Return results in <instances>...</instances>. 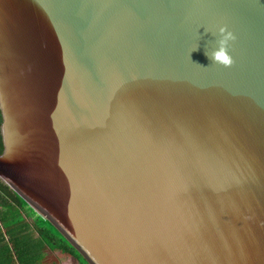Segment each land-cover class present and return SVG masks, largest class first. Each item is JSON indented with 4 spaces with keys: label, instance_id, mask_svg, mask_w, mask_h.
<instances>
[{
    "label": "water",
    "instance_id": "95a60500",
    "mask_svg": "<svg viewBox=\"0 0 264 264\" xmlns=\"http://www.w3.org/2000/svg\"><path fill=\"white\" fill-rule=\"evenodd\" d=\"M0 113V180L87 264H264V0H0Z\"/></svg>",
    "mask_w": 264,
    "mask_h": 264
},
{
    "label": "trees",
    "instance_id": "16d2710c",
    "mask_svg": "<svg viewBox=\"0 0 264 264\" xmlns=\"http://www.w3.org/2000/svg\"><path fill=\"white\" fill-rule=\"evenodd\" d=\"M57 252L75 264H87L52 224L0 180V264H57L47 260Z\"/></svg>",
    "mask_w": 264,
    "mask_h": 264
},
{
    "label": "snow or ice",
    "instance_id": "6c2138e0",
    "mask_svg": "<svg viewBox=\"0 0 264 264\" xmlns=\"http://www.w3.org/2000/svg\"><path fill=\"white\" fill-rule=\"evenodd\" d=\"M181 171L189 176L191 178L192 182H195L200 186L201 189L204 191L212 192V184H213V179L210 175L204 176L200 173L198 168L194 165L192 159L190 157H186L182 162H181ZM178 198H183L182 192L178 195Z\"/></svg>",
    "mask_w": 264,
    "mask_h": 264
},
{
    "label": "clouds",
    "instance_id": "9594fccd",
    "mask_svg": "<svg viewBox=\"0 0 264 264\" xmlns=\"http://www.w3.org/2000/svg\"><path fill=\"white\" fill-rule=\"evenodd\" d=\"M221 33H224V29H220ZM231 34L223 35L221 39H219V46L217 50L212 52L211 61L221 64L223 66H229L231 64V57L227 54L226 51V43L229 39H231Z\"/></svg>",
    "mask_w": 264,
    "mask_h": 264
},
{
    "label": "rangeland",
    "instance_id": "374dc122",
    "mask_svg": "<svg viewBox=\"0 0 264 264\" xmlns=\"http://www.w3.org/2000/svg\"><path fill=\"white\" fill-rule=\"evenodd\" d=\"M36 215L40 216L41 218L47 220L46 218L42 217L41 215H39L38 211H36L32 206H30ZM48 221V220H47ZM50 224H52L50 221H48ZM54 227V226H53ZM47 260L49 261H55L54 263L57 264H75V260L74 259H66L65 257L62 256V254H60L59 252L53 254V255H49L47 256Z\"/></svg>",
    "mask_w": 264,
    "mask_h": 264
}]
</instances>
